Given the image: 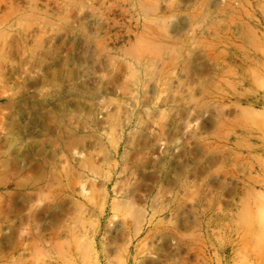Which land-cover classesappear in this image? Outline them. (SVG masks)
<instances>
[{"label": "rangeland", "instance_id": "374dc122", "mask_svg": "<svg viewBox=\"0 0 264 264\" xmlns=\"http://www.w3.org/2000/svg\"><path fill=\"white\" fill-rule=\"evenodd\" d=\"M0 264H264V0H0Z\"/></svg>", "mask_w": 264, "mask_h": 264}]
</instances>
